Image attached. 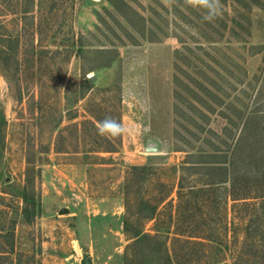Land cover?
<instances>
[{
	"label": "rangeland",
	"instance_id": "rangeland-1",
	"mask_svg": "<svg viewBox=\"0 0 264 264\" xmlns=\"http://www.w3.org/2000/svg\"><path fill=\"white\" fill-rule=\"evenodd\" d=\"M220 3L0 0V264L60 205L123 209L120 264H264V0Z\"/></svg>",
	"mask_w": 264,
	"mask_h": 264
},
{
	"label": "crops",
	"instance_id": "crops-1",
	"mask_svg": "<svg viewBox=\"0 0 264 264\" xmlns=\"http://www.w3.org/2000/svg\"><path fill=\"white\" fill-rule=\"evenodd\" d=\"M67 211L61 212L62 208ZM56 216L51 213L49 223H73L74 234L78 231V236L72 237L70 249H58L49 264H82L84 256L92 259V264H120L122 246L120 241L122 233L116 231L118 235L114 236L112 223H124L123 209L112 205L108 206H89L70 210L68 207L60 205L56 210ZM78 223V224H77ZM108 223V224H107ZM110 223L112 225H110ZM58 234V232H57ZM58 237V235H55ZM78 247H76L75 242ZM64 244V243H63ZM114 260L113 263H111Z\"/></svg>",
	"mask_w": 264,
	"mask_h": 264
},
{
	"label": "clouds",
	"instance_id": "clouds-1",
	"mask_svg": "<svg viewBox=\"0 0 264 264\" xmlns=\"http://www.w3.org/2000/svg\"><path fill=\"white\" fill-rule=\"evenodd\" d=\"M185 2L195 9L202 10L203 19L206 21L211 22L221 14L220 0H185ZM96 127L100 136L108 138H117L125 131L123 125L111 117L99 121Z\"/></svg>",
	"mask_w": 264,
	"mask_h": 264
},
{
	"label": "water",
	"instance_id": "water-1",
	"mask_svg": "<svg viewBox=\"0 0 264 264\" xmlns=\"http://www.w3.org/2000/svg\"><path fill=\"white\" fill-rule=\"evenodd\" d=\"M148 150L155 151L156 149L150 147L148 148ZM65 211H67V208L64 207L61 209V212H65ZM82 264H92V259L88 256H84L82 259Z\"/></svg>",
	"mask_w": 264,
	"mask_h": 264
},
{
	"label": "trees",
	"instance_id": "trees-1",
	"mask_svg": "<svg viewBox=\"0 0 264 264\" xmlns=\"http://www.w3.org/2000/svg\"><path fill=\"white\" fill-rule=\"evenodd\" d=\"M144 166H145V165H144ZM144 166H143V168H144ZM135 167L139 168L138 166H135ZM125 223H126V222H125ZM169 259H170V256H169ZM124 264H129V263L125 262Z\"/></svg>",
	"mask_w": 264,
	"mask_h": 264
}]
</instances>
